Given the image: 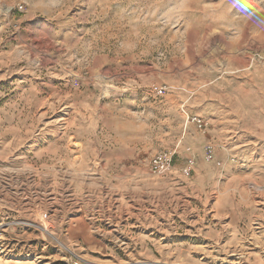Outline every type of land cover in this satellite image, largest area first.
I'll list each match as a JSON object with an SVG mask.
<instances>
[{"label":"rangeland","instance_id":"obj_1","mask_svg":"<svg viewBox=\"0 0 264 264\" xmlns=\"http://www.w3.org/2000/svg\"><path fill=\"white\" fill-rule=\"evenodd\" d=\"M2 1L16 9L21 5L23 12L0 18V63H5L0 68V110L9 103L16 74L27 66V60L18 64L2 60L6 55L27 57L35 74L30 83L21 86L42 88L47 92L43 98L49 100L42 111L18 113L8 109L0 117V225L4 223L9 243L15 241L7 229L16 224L18 229H26L31 235L36 231L40 236L31 243L36 255L46 246V251L54 254L63 251L68 255L63 264H156L152 253L144 255L142 245L135 240L145 236L151 243L167 242L149 222L162 218L158 225L163 228L170 211L180 235L188 227L195 232L199 227L214 226L208 211L198 204L200 197L191 196L190 190L189 197L176 191L185 187L187 191L188 181L174 178L179 172L177 175L193 182L202 164L223 169L226 160L216 158L215 148L214 159L208 161L206 143L181 144L186 131L182 107L186 104L190 115L209 123L206 134L190 125L206 139L212 137L215 125L210 115L226 109L239 113L241 130L264 136V62H253L254 55L264 58V0ZM28 15L34 18L31 25L23 20ZM45 21L53 24L50 37H46L50 26H44ZM19 43L23 48H17ZM161 87L168 91L158 96L156 90ZM31 115L42 122L36 138L40 139L45 129L50 137L57 135L53 143L64 158L78 153L81 147L69 140L70 136L77 130L92 131L85 140L99 171L71 178L80 187L86 185L81 182L89 180L96 185L93 205L84 202L66 206L55 186L54 192L41 195L47 200L48 215L13 219L7 208L38 198L37 192L23 186H30L29 176L17 171L24 166L21 159H34L25 125L32 122ZM39 145L44 144L40 141ZM177 146L189 155L180 152L176 156L171 174L153 175L149 169L151 159ZM249 146L234 151L240 153L244 148L264 153L259 138ZM188 148L195 154L194 166L189 164ZM227 163L234 171L248 169L238 158ZM252 183L264 184L246 185L247 193L264 211V190L255 193L250 188ZM153 184H159V188ZM170 184L176 186L172 191L166 187ZM55 199H62L59 210L64 204V214L54 212L58 207ZM175 210L187 212V219L178 218L172 212ZM63 215L72 223L81 222L82 229L92 231L91 225L95 226L92 234L102 240L105 249L91 253L88 259L81 246L78 252L82 256L76 255L58 232ZM256 222L261 223L260 231L254 228ZM250 229L251 235L264 234V216L255 219ZM179 234L177 242H181ZM192 238L196 244L201 242L196 236L188 240ZM149 249L153 250L151 244Z\"/></svg>","mask_w":264,"mask_h":264},{"label":"crops","instance_id":"obj_2","mask_svg":"<svg viewBox=\"0 0 264 264\" xmlns=\"http://www.w3.org/2000/svg\"><path fill=\"white\" fill-rule=\"evenodd\" d=\"M33 19L31 15H28L25 16L23 20L31 25V23L34 22ZM48 25L50 27H48V31H46V37L52 35L51 29L53 28V24H47L45 21L44 26L47 27ZM22 45V43H19L17 48H23ZM12 55L3 56L1 59H8L9 62L13 64H18V62L27 60L25 61L27 62V66L16 74V80H14L15 88L11 91V95H9V99L7 100L9 103L5 104L4 109L0 110V117L8 109V111L18 113L42 111L48 107L49 104L47 97L43 98L47 92H45V90L43 91L42 88L21 86L25 82L30 83L35 73H33L30 66L31 63H29L27 57L23 59V56L12 57ZM3 63L4 62L1 61L0 68ZM4 80H6L5 77ZM179 98L180 100L183 99L182 96ZM185 105L182 107V112L185 115V120H187V115L190 114L187 112ZM226 110L227 111L223 113L216 111L217 113L215 112V115H210L211 120L215 124L211 130V138L206 139L203 135H200L196 129L185 123L186 131L182 138L183 141H181V144L185 142V145L197 146L199 143L202 145L204 143H206V145H215L217 149L216 158L226 160L223 169H217L213 164L204 163L200 166V173L193 182H191L192 180L189 178L187 179L181 175H177L179 172L175 173L176 176L174 178L182 183L186 181L190 182L186 183L187 187H189L187 191L183 190L186 187L179 188L176 191L180 192L185 197H189L188 191L190 190L192 192L191 196L200 197L198 204L201 209L208 211V215L211 217L210 221L214 226L199 227L195 232L188 227L183 231V234L180 235V228L178 224L175 225V222H172L175 216H170V211L166 214L165 223L162 224L164 225L163 228L158 225L162 218L149 222L148 225L152 226V229L159 231L161 235H164L167 242L162 243L160 240H154L153 243H151L145 236H138L135 240L142 245L144 255L149 256L152 253L154 263L156 264H264V234H258L257 236L251 235L250 229L255 219L263 218L264 211L255 197L247 193L246 186L247 183L250 182L264 184V153L252 152L251 150L247 151L244 149L246 146L250 147L249 145L256 143L257 138L264 143V136L259 137L251 131L241 130L242 125L239 113L235 110ZM31 118L32 122L27 121L25 125L26 127L28 126V130L26 131L31 137L29 150L33 153L34 159L33 161H30L29 157L21 159V163L24 166L18 167L17 171L20 175L29 176L28 182L30 186H23L29 192H37L38 198L27 203L16 204L14 207L7 208L10 210L9 212L13 213V219H34L40 214L48 215L49 211L46 207L47 200L44 197L41 198V195H45L49 191L54 192L55 186H57L56 193H59L58 197H63V201L65 203L67 202L66 206H68V204L72 205V203L82 204L84 202L87 206L93 205L97 199L98 190L96 185L89 180L87 183L81 182L86 185L80 187L77 186V184L74 185L73 183L75 180L71 178L89 176L90 172L94 170L99 171V164H94V162H92L95 160V157L90 153L91 146L85 140L86 135H89L92 131L77 130L75 135L70 136L69 140H75V144H80L81 147L78 153L72 154L69 158H64L57 152L56 143H53L58 136L50 137L51 133L47 132L45 129L41 133L40 139L36 138L35 134L40 129L42 122L40 119L36 118V116L33 118L31 115ZM73 127L78 128L77 125H73ZM80 128H83V126H80ZM69 140L68 144H70ZM40 141L43 142L44 145H39ZM242 146H245L242 152L236 153L234 151L236 148ZM70 149L72 148L70 147ZM86 150H88V152H86ZM174 150H177L178 157L181 152L179 151V147L177 146ZM239 150L240 149H238V151ZM180 154L185 156L189 155L186 152H181ZM237 158L244 162L248 167V171L241 169H236L234 171L233 166L227 163V161L230 162L231 159L234 160ZM153 185H157L155 187L159 188V184ZM166 187L169 191H172L171 188H175L176 186L170 184ZM250 188L255 193V188H262L264 190L262 185L254 183L250 184ZM69 192H71L70 195L68 194ZM62 199H55L54 202H58V207L56 206L54 212L57 213L61 211L63 214L65 213L66 206L64 204H62L61 210H59L60 201H62ZM54 202H52V204H55ZM193 210L194 208L192 211ZM172 212L184 221L187 219V212L185 211L178 213L177 210H175ZM65 216L66 215H63L61 217L62 220L59 221V223L61 222V229H58V232L61 234L63 243L73 248L76 255L82 256L83 252V256L89 259L91 253L97 254L96 252H102V249H105L106 246L104 247V244L101 243L102 240H99L93 235V228H95V226L91 225L92 231H89L88 228L82 229L81 222L72 223V220L68 216ZM90 224H92V222H89V225ZM7 230L14 238L15 242L11 244L18 256L8 259L0 257V264H63L61 262L66 261L67 254L63 251H58L56 254L46 251L48 250V246L44 247L41 252L36 255L34 245L31 244L36 238L40 239L36 231L31 235L26 229H18V225L16 224L8 227ZM3 232L6 236V228H3ZM178 234L181 242H177L179 241L177 239V241L175 240ZM192 236H196L201 242L196 244L193 240L194 238H192L190 242L188 237ZM25 240L31 241L27 243ZM150 244L153 246V250L149 249ZM81 246L84 248L81 254H79L80 252H78V249L82 248ZM28 252H32L31 257L27 259L20 257L22 254ZM198 256L205 257L206 259L200 260L194 258ZM242 257L244 258L242 259Z\"/></svg>","mask_w":264,"mask_h":264},{"label":"built area","instance_id":"obj_3","mask_svg":"<svg viewBox=\"0 0 264 264\" xmlns=\"http://www.w3.org/2000/svg\"><path fill=\"white\" fill-rule=\"evenodd\" d=\"M15 11L22 13L23 7L20 5L16 9L15 7L8 6L2 0H0V18H10L14 14ZM256 59H261L264 62V58H260L257 55H254L253 62ZM251 67L252 65L250 66V69ZM167 91H168L167 87H161L156 90V94L158 96H163ZM186 123L188 126L193 125L197 127V129L203 131L204 134L207 133L210 127L209 123L206 120H204L203 118L199 116H194V115H187ZM215 148L216 147L211 144L210 145L208 144L204 148L208 161H211L214 159L215 150H216ZM187 152L191 153V157L190 159H188L189 164L191 166H194L195 165V154H193V150L191 148H188ZM176 156H177V150L164 152V153L154 156L149 163L150 172L155 176H162V177L171 174L174 169V163H175ZM255 190L256 192H261L263 189L255 188ZM3 228H4V225L1 224L0 225V257L6 258V259L15 258L18 256V254L15 252V250H13L12 244L9 243V241L7 240L5 233L3 232ZM254 228L256 229V231H260L261 223L256 222L254 224ZM20 257L29 258L31 257V255L29 254V255H24Z\"/></svg>","mask_w":264,"mask_h":264}]
</instances>
